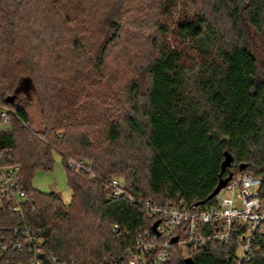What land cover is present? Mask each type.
I'll return each instance as SVG.
<instances>
[{"label": "trees", "instance_id": "16d2710c", "mask_svg": "<svg viewBox=\"0 0 264 264\" xmlns=\"http://www.w3.org/2000/svg\"><path fill=\"white\" fill-rule=\"evenodd\" d=\"M134 11L144 17L123 20ZM126 25L134 36L151 30L132 36L147 48L138 60L129 53L133 41L122 40ZM251 35L264 38V0H0V102L24 123L11 117L0 151L20 165L24 217L45 250L66 264H127L125 251L152 220L126 198L109 197L103 179L117 170L131 171L124 183L137 197L194 205L215 189L229 155L223 178L249 172L264 191V77ZM129 66L118 103L106 86ZM90 70L104 71V80L92 81ZM22 82L40 103L36 130L24 126L27 114L14 99ZM121 145L125 155L116 151ZM53 152L65 169L68 204L32 186L37 170L52 169ZM70 158L93 161L96 177L68 169ZM234 251V241L186 255L172 246L168 264L186 257L230 264ZM263 255L259 232L247 264H264Z\"/></svg>", "mask_w": 264, "mask_h": 264}, {"label": "built area", "instance_id": "2783aa9c", "mask_svg": "<svg viewBox=\"0 0 264 264\" xmlns=\"http://www.w3.org/2000/svg\"><path fill=\"white\" fill-rule=\"evenodd\" d=\"M11 117L23 123L14 108L0 102V122L9 124ZM66 166L96 177L91 163L85 160L70 158ZM103 182L109 197L126 198L152 220L150 230L139 231L133 245L125 251L127 264H168L172 246L186 255L208 249L213 242L231 241L235 243V251L229 258L230 264H247L257 234L264 232V191L260 179L249 172L232 174L212 198L213 202L202 206L170 201L153 203L127 192L125 183L117 177ZM26 201L20 165L0 151V264H66L44 249L40 231L25 220ZM156 221L159 223L153 231ZM112 230L117 233L118 227L114 225Z\"/></svg>", "mask_w": 264, "mask_h": 264}, {"label": "rangeland", "instance_id": "374dc122", "mask_svg": "<svg viewBox=\"0 0 264 264\" xmlns=\"http://www.w3.org/2000/svg\"><path fill=\"white\" fill-rule=\"evenodd\" d=\"M145 5H148V4H145ZM141 17H144V16L140 14V11H139V14H137V12L134 11V12H128V14L125 16V18H123V20L132 21V18L140 19ZM147 20L148 22L152 21L151 18H148ZM224 25H225V28L227 25L229 26V24L227 23H225ZM147 27L148 26H146V28ZM150 32L151 30L147 28L146 30H143L142 32L139 31V34H135L134 36L135 30L130 29L129 26L127 25L123 28V35H122L123 39L122 40L127 39L128 41L130 40L133 41L134 45L129 48V53L130 54L136 53L137 60L138 58L140 59L144 53H147V48H145L144 43L142 44L139 38L135 39L133 37H140V36L146 37L147 35H149ZM170 39L172 40V37H170ZM246 39L250 45L251 51L254 53V55L256 56L258 60L259 72L264 77V38L258 37L257 35L256 36L251 35V36L246 37ZM132 62H134V60ZM131 70L132 68L130 69V66L125 67V68L124 67L120 68L119 74L115 75V77L112 78L111 83H108V86H106L107 89L113 93L111 97L113 96L112 98L118 103L123 100V97H124L123 87L125 84H127L126 81L129 80V77L132 76ZM90 74H94L90 78L92 81H100V80L103 81L104 80L101 77L104 74V71L96 72V71L90 70ZM14 99H15L16 104L20 106L21 108H23L27 114L28 123L25 124L24 126L29 130L39 129L41 126L40 103H39L37 95L34 92V89L31 86V84H29V82H22L20 84V87L18 88V91L15 94ZM2 127H3V124L0 122V128ZM121 147L122 148L120 149H116V151L120 155H125L126 154V150L124 149L125 147L122 145ZM127 152L128 154L130 153L129 150ZM52 158H53L52 169L50 171H45V170L36 171L34 173V182L35 184H38L39 186H41L42 184H44V187L47 186L46 189L44 188L42 189V191L44 192H49V190L55 191L60 196L62 202L64 204H68L71 200V191L67 187L66 175L64 171V166L61 162V157L57 152H53ZM89 163H91V165L94 164L93 161L92 162L89 161ZM138 171H139L138 175L140 178L139 184L145 191H147V181L145 177V169L142 168V170L139 169ZM57 174L59 175L58 182L56 181L57 183L53 185L54 187H51L53 176H57ZM111 175L112 177L114 176V177L119 178L122 182L124 181L129 182L131 180V171L128 169L117 170L111 173ZM48 184H50L49 185L50 187H48ZM221 193L224 194L225 191L222 190Z\"/></svg>", "mask_w": 264, "mask_h": 264}, {"label": "water", "instance_id": "95a60500", "mask_svg": "<svg viewBox=\"0 0 264 264\" xmlns=\"http://www.w3.org/2000/svg\"><path fill=\"white\" fill-rule=\"evenodd\" d=\"M9 100V99H8ZM10 100H12V98H10ZM9 100V101H10ZM230 156L226 155L224 160L221 163V169L220 172L218 174V183L215 187V189L207 196L206 200H211L222 188L225 187L226 183L228 182V180L230 179L231 175H229L227 178H223V172L225 170L226 167L230 166ZM205 201H200V202H196L194 203V206H200L203 205L205 203ZM159 221H156L153 225H152V230L155 231L156 226L158 225ZM177 240V237H174L172 239L173 242H175ZM183 264H195L194 260L191 257H186L183 260Z\"/></svg>", "mask_w": 264, "mask_h": 264}, {"label": "crops", "instance_id": "0c3cea01", "mask_svg": "<svg viewBox=\"0 0 264 264\" xmlns=\"http://www.w3.org/2000/svg\"><path fill=\"white\" fill-rule=\"evenodd\" d=\"M2 123V122H1ZM3 124V127L2 128H0V132H2V131H7V130H9V127H10V125L9 124H7V123H2ZM38 171V170H37ZM64 171H65V169H64ZM58 178H59V175L57 174V176H53V179H52V186L51 187H54L53 185L54 184H56L57 182H58ZM57 181V182H56ZM50 184H48V187H50L49 186ZM32 186L35 188V189H37V190H39V191H41V192H43V193H49V192H55V191H50L49 190V192H44V191H42V189L44 188V189H46V187H44V184H42L41 186H39L38 184H35V182H34V175H33V178H32ZM38 186H39V188H38ZM50 189V188H49ZM51 189H53V188H51Z\"/></svg>", "mask_w": 264, "mask_h": 264}]
</instances>
